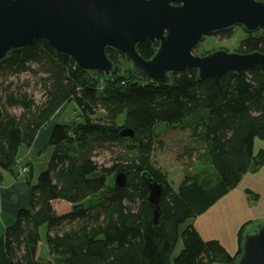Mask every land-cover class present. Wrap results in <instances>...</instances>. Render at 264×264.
Wrapping results in <instances>:
<instances>
[{
	"label": "trees",
	"instance_id": "trees-1",
	"mask_svg": "<svg viewBox=\"0 0 264 264\" xmlns=\"http://www.w3.org/2000/svg\"><path fill=\"white\" fill-rule=\"evenodd\" d=\"M158 48L148 41L137 50L148 61ZM195 50L194 55L206 56ZM236 52L264 54V31L248 35ZM107 56L116 66L111 76L83 72L41 41L0 61V178L16 175L20 150L32 148L64 106L74 104L79 113L73 125L54 126L53 153L32 188L31 205L0 237V264H42V227L53 261L47 264H235L248 223L238 234L234 256L219 241L203 240L192 223L245 175L264 169V150L254 153L255 140L264 141V68L204 82L187 70L172 75L169 85L157 86L134 76L126 58L113 51ZM24 74L38 80L41 102L28 94V81L11 82ZM185 123L198 148L192 151H200L199 163L209 165L214 178L187 175L175 189L153 159L156 129ZM124 129L134 138H122ZM113 146L123 155L112 167L99 165L98 151ZM119 173L127 176L124 188L115 185ZM144 175L164 185L158 226ZM57 201L69 204L70 212L59 215L53 207ZM180 240L182 250L173 259Z\"/></svg>",
	"mask_w": 264,
	"mask_h": 264
},
{
	"label": "water",
	"instance_id": "water-1",
	"mask_svg": "<svg viewBox=\"0 0 264 264\" xmlns=\"http://www.w3.org/2000/svg\"><path fill=\"white\" fill-rule=\"evenodd\" d=\"M241 28L248 35L264 31V2L260 0H0V61L12 51L37 41L48 44L71 59L83 72L111 76L116 66L108 58L113 51L132 65L133 75L157 86L187 70L197 80L242 76L264 68V54L215 51L206 56L194 50L207 37ZM155 42L159 48L151 60L138 47ZM122 138H134L124 129ZM147 202L159 225L164 185L143 176ZM127 176L119 173L115 185L124 188ZM235 264H264V223L244 236Z\"/></svg>",
	"mask_w": 264,
	"mask_h": 264
},
{
	"label": "rangeland",
	"instance_id": "rangeland-1",
	"mask_svg": "<svg viewBox=\"0 0 264 264\" xmlns=\"http://www.w3.org/2000/svg\"><path fill=\"white\" fill-rule=\"evenodd\" d=\"M227 37L220 35L216 37H207L196 48L198 55H208L215 51L236 52L241 42L246 40L248 34L241 28H235L230 31ZM125 66H123L124 68ZM29 82L27 88L34 100L41 102L43 100V91L38 80L30 74H24L19 77L11 78V82L17 86H21L25 82ZM79 119V113L74 104L64 106L56 116L58 124L73 125ZM123 118H121L122 120ZM189 123V122H187ZM187 123L177 128H170L165 125L158 126L156 133L159 135V143L156 144L154 152V161L156 166L166 173L171 185L177 189L187 175L204 173L214 178L213 169L205 164L199 163L198 155L200 153L192 151L197 146L192 142L191 131L186 126ZM264 150V141L257 139L254 143V153L257 155ZM191 153V155H189ZM123 155L120 146L98 151L95 161L103 167H112ZM264 174V173H263ZM113 180V179H112ZM113 182V181H112ZM247 184L242 183L231 194L221 199L207 213L200 216L197 221L198 229L205 235V241H219L226 251L234 256L239 250L238 234L245 224H249L244 231L253 233L256 227L264 223V186L261 183H255V187L259 189L260 195L249 194ZM259 195V196H258ZM258 197V200L256 199ZM56 212L64 215L69 211L68 207H63L61 203H54ZM197 220V219H196ZM204 227H203V226ZM196 226V227H197ZM184 229V226L182 227ZM62 233V230H58ZM47 230L45 227L40 229L41 245H40V262L47 264L53 262L46 245ZM1 237V234H0ZM182 249V241L180 240L174 252L173 259L179 255Z\"/></svg>",
	"mask_w": 264,
	"mask_h": 264
},
{
	"label": "crops",
	"instance_id": "crops-1",
	"mask_svg": "<svg viewBox=\"0 0 264 264\" xmlns=\"http://www.w3.org/2000/svg\"><path fill=\"white\" fill-rule=\"evenodd\" d=\"M57 116V115H56ZM56 116L51 123L40 130L32 148L21 149L19 153L20 167H28L32 171L28 176L13 175L12 173H2L0 178V234H4L5 230L13 225L21 210L29 209L32 200V188L36 184L37 178L48 168L53 148L49 145L52 130L56 122ZM264 169L256 174H247L243 177L242 183H249L247 187L249 192L261 194L259 189L255 187V183H261L264 186ZM30 182V184H29ZM231 194V193H230ZM229 194V195H230ZM228 195V197H229ZM258 195V196H259ZM258 200V199H257ZM63 207H68L70 212L71 206L65 202L57 201ZM53 203V207H54ZM55 209V207H54ZM66 213V214H67ZM197 220L192 224L199 232L203 240L205 235L198 229ZM197 226V227H196ZM203 226V225H202ZM204 227V226H203ZM182 250V249H181Z\"/></svg>",
	"mask_w": 264,
	"mask_h": 264
},
{
	"label": "built area",
	"instance_id": "built-area-1",
	"mask_svg": "<svg viewBox=\"0 0 264 264\" xmlns=\"http://www.w3.org/2000/svg\"><path fill=\"white\" fill-rule=\"evenodd\" d=\"M17 168H16V176L17 175H21V176H28L29 175V168L28 167H20V160H19V156H18V159H17Z\"/></svg>",
	"mask_w": 264,
	"mask_h": 264
}]
</instances>
